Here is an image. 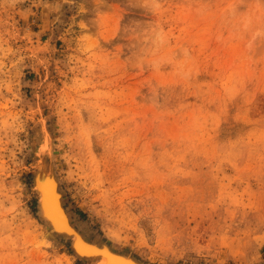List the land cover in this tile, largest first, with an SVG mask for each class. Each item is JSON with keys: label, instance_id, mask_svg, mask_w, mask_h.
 Listing matches in <instances>:
<instances>
[{"label": "rangeland", "instance_id": "1", "mask_svg": "<svg viewBox=\"0 0 264 264\" xmlns=\"http://www.w3.org/2000/svg\"><path fill=\"white\" fill-rule=\"evenodd\" d=\"M43 177L141 262L264 264V0H0V264H100Z\"/></svg>", "mask_w": 264, "mask_h": 264}, {"label": "water", "instance_id": "2", "mask_svg": "<svg viewBox=\"0 0 264 264\" xmlns=\"http://www.w3.org/2000/svg\"><path fill=\"white\" fill-rule=\"evenodd\" d=\"M41 186L44 187V189H50L49 190L50 192L51 190L55 189V187H57L56 189H57V192L59 193L58 185L56 184L54 179L51 177H44V181L41 184ZM59 196H60L61 206L63 207L62 209L65 211V215L67 217L68 222L65 221V218H63V216H62L63 218L62 222L58 220L57 214L59 212V208H57L56 205L54 204L57 210V214L54 211L55 209L51 210V202L48 201L49 199L47 195H46L47 199L45 200V206H46L45 213L48 216V219H50L49 221L51 225L56 224L62 229L64 234L67 233V234H70L71 236L73 235L76 237V241L74 242V244L72 241V250H73L74 257L76 259L81 260V261L99 262L101 257H105L106 264H147V263H144V262H141L135 259L134 257L128 254L116 252L105 244H98V243L91 242L87 240L86 238H84L78 232V230L74 227V225L71 223L70 217L62 204L60 193H59ZM55 235H59V234H55ZM59 236H65V235L61 234ZM71 236H69L70 238L69 237L68 238L72 240Z\"/></svg>", "mask_w": 264, "mask_h": 264}, {"label": "bare ground", "instance_id": "3", "mask_svg": "<svg viewBox=\"0 0 264 264\" xmlns=\"http://www.w3.org/2000/svg\"><path fill=\"white\" fill-rule=\"evenodd\" d=\"M55 4H56V2H55ZM43 181H44V177L41 178V179L38 178L37 183L35 182V189L39 193V210H38L39 211V216H40V218L43 221H45L50 226V228H51L50 230H51L52 233L59 234V235L63 234L66 237H69L71 235L67 234V233L64 234V232L62 231V229L58 225H56V224L55 225H51V223L49 221L50 219H48V216L45 213L46 212L45 211V209H46L45 200L47 199L46 198V195H47V197L49 199L48 201L51 202V210L55 209L54 211L57 214V210L55 208V205H56L57 208H59L60 214H59V212L57 214L58 220L60 222H62L63 221L62 219L65 218V221L68 222L67 217L65 215V211L62 209L63 207L61 206L60 196H59V193L57 192V189H56L57 187H55V189L51 190V192H50L49 191L50 189H44V187L41 186ZM44 191H45V193H44ZM62 216H63V218H62ZM71 237H72V241H73V244H74V242L76 241V237L73 236V235ZM99 263L100 264H106V258L105 257H101L100 260H99Z\"/></svg>", "mask_w": 264, "mask_h": 264}]
</instances>
